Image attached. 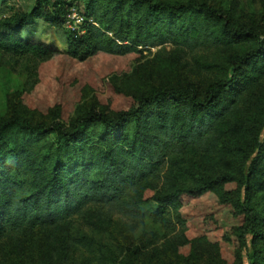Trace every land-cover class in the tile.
<instances>
[{"label":"trees","instance_id":"16d2710c","mask_svg":"<svg viewBox=\"0 0 264 264\" xmlns=\"http://www.w3.org/2000/svg\"><path fill=\"white\" fill-rule=\"evenodd\" d=\"M67 8V0H35L30 13L0 20V53L21 63L33 86L40 81L41 64L61 52L24 36V28L32 18L61 27ZM86 8L87 32L71 39L67 51L79 62L100 53L138 51L125 42L135 44L141 36L145 43L171 39L193 49H223L225 60L209 63L219 73L204 85L185 78L134 92L121 89L130 98L126 108L84 102L68 122L23 114L1 118L0 242L17 244L40 231L56 243L61 226L92 208L131 213L149 200L159 205L153 212L159 219L172 215L186 228L185 200L212 192L243 216L238 236L244 244L251 236L255 255L250 264H264V215L254 207V199L264 196V138H259L264 107L255 91L264 78V36L206 1L87 0ZM50 136L55 143L46 145ZM235 136L250 138L255 156L230 160L225 169L194 181L185 155H215ZM229 184L237 189L227 190ZM147 191L154 194L148 197Z\"/></svg>","mask_w":264,"mask_h":264},{"label":"rangeland","instance_id":"374dc122","mask_svg":"<svg viewBox=\"0 0 264 264\" xmlns=\"http://www.w3.org/2000/svg\"><path fill=\"white\" fill-rule=\"evenodd\" d=\"M86 1L67 0L61 27L32 18V23L24 28V36H34L61 52L41 64L36 86L31 84L21 63L0 53V119L23 114L68 122L75 115L76 107L84 102L100 103L108 109L128 107L130 98L121 89L134 92L151 85L176 84L185 78L204 85L218 75L219 68H211L209 63L224 62L223 49H193L171 39L145 43L142 36L136 38L135 44L125 42L133 44L138 51L125 55L100 53L85 63L79 62L67 51L71 39L87 32V22L91 20L86 13ZM194 1H206L230 13L234 22L254 27L264 36V0ZM34 5L35 0H0V20L30 13ZM84 16L82 23L80 18ZM255 91L264 107V78ZM259 138H264V129ZM46 142V145L54 144L55 137H48ZM229 145L233 150L228 149ZM255 154L256 147L250 138L235 136L215 155L188 152L184 165L194 169L196 181L219 167L225 169L230 160H250ZM226 189L237 187L229 184ZM153 194L146 192L148 197ZM240 194L243 198V189ZM158 206L156 201L149 200L141 203L138 212L131 213L117 208H92L88 215L61 226L56 243L40 231L17 244L3 240L0 264H141L170 259L201 264L217 260H226L229 264L251 263L255 255L251 236L245 244L238 236L243 216L236 213L231 203L222 202L217 194L209 192L185 200L182 216L187 221L186 228L172 215L165 214L159 219L153 214ZM254 207L264 215V196L254 199Z\"/></svg>","mask_w":264,"mask_h":264},{"label":"built area","instance_id":"2783aa9c","mask_svg":"<svg viewBox=\"0 0 264 264\" xmlns=\"http://www.w3.org/2000/svg\"><path fill=\"white\" fill-rule=\"evenodd\" d=\"M80 19H81V21H82V23H83V22H84V20H85V16H84V17H81ZM93 23H94V24H96V22H95V21H93Z\"/></svg>","mask_w":264,"mask_h":264}]
</instances>
